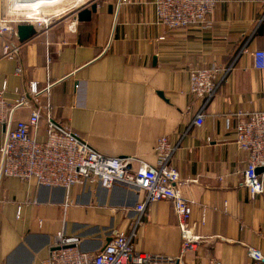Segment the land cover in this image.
<instances>
[{"label":"crops","instance_id":"0c3cea01","mask_svg":"<svg viewBox=\"0 0 264 264\" xmlns=\"http://www.w3.org/2000/svg\"><path fill=\"white\" fill-rule=\"evenodd\" d=\"M94 2L89 21H77L73 10L62 18L43 14L50 22L30 23L35 34L25 42L16 39V58L0 56L6 100L13 101L14 89L30 82L40 90L48 86L40 105H50L53 118L110 156L154 164L159 137L180 142L173 164L184 184L177 187L192 202V230L202 237L186 254L188 264H264V191L251 197L241 184L247 153L235 142L238 121L264 111V69L253 65L251 55L264 50V0H220L208 16L210 26L189 28L157 23L153 0ZM0 11L7 13L1 0ZM212 66L231 68L198 126L194 119L202 100L189 91V72ZM29 114L20 108L14 120ZM65 195L63 188L36 186L34 180H0V264H40L61 228L83 239L82 250L96 251L113 231L129 234L142 198L138 189L119 183L109 189L73 185L67 206ZM132 242L140 252H180L169 200L146 208ZM248 247L263 259L250 257Z\"/></svg>","mask_w":264,"mask_h":264},{"label":"built area","instance_id":"2783aa9c","mask_svg":"<svg viewBox=\"0 0 264 264\" xmlns=\"http://www.w3.org/2000/svg\"><path fill=\"white\" fill-rule=\"evenodd\" d=\"M127 1L119 0V3ZM219 1L153 0V6L157 23L169 28H189L197 24L210 26L208 16ZM49 22V19L31 22L13 18L0 11V56L10 59L18 56L17 24L44 26ZM251 55L253 65L264 69V50L256 49ZM230 68L221 71L213 66L199 67L189 72V91L202 100L194 124L203 123V108L214 97ZM16 72L22 73L20 65ZM5 90L6 82H3L0 88V180L13 177L27 183L34 180L36 186L63 188L65 206L72 203L68 192L73 185L93 184L109 189L119 183L142 192L141 200L134 207L137 215L129 234L115 230L110 240L98 250L85 251L81 248L83 239L79 235H68L61 228L53 235L40 264H188L186 254L195 249L202 237L192 230V202L185 199L177 187L184 184L173 164L180 142L172 144L166 136L159 137L153 147L154 164L131 156H110L92 148L70 126L53 118L50 105H40L39 95L47 91L48 86L40 90L37 82H30L27 86L17 87L14 89L17 97L13 101L6 100ZM20 108L29 109V117L14 120L15 112ZM40 134L41 139L38 138ZM235 142L247 153L241 184L253 197L264 191V172L256 173V168L264 167V111L248 112L238 121ZM159 200H169L177 218L181 237L177 255L140 252L133 246L136 225L141 222L146 208ZM20 212L21 205L18 204L17 218ZM38 223L41 224V220ZM247 254L258 261L263 259L260 252L251 247ZM211 264L220 262L212 260Z\"/></svg>","mask_w":264,"mask_h":264},{"label":"bare ground","instance_id":"6f19581e","mask_svg":"<svg viewBox=\"0 0 264 264\" xmlns=\"http://www.w3.org/2000/svg\"><path fill=\"white\" fill-rule=\"evenodd\" d=\"M67 0H7V13L17 16H24L32 20L37 19L36 15L46 14V9H51L50 14L56 16L63 12L64 2ZM83 0H76L77 4ZM70 3V2H69ZM49 14V15H50Z\"/></svg>","mask_w":264,"mask_h":264},{"label":"water","instance_id":"95a60500","mask_svg":"<svg viewBox=\"0 0 264 264\" xmlns=\"http://www.w3.org/2000/svg\"><path fill=\"white\" fill-rule=\"evenodd\" d=\"M97 10V3L91 2L88 6H83L75 11L76 13V19L79 22L89 21L91 18V14L96 12ZM16 33L18 37L19 42H25L30 37H32L35 34V29L32 24L30 23H20L16 26ZM159 95H162L161 92H159ZM264 170V167H258L256 168V173H260ZM110 238L107 239L109 241Z\"/></svg>","mask_w":264,"mask_h":264},{"label":"rangeland","instance_id":"374dc122","mask_svg":"<svg viewBox=\"0 0 264 264\" xmlns=\"http://www.w3.org/2000/svg\"><path fill=\"white\" fill-rule=\"evenodd\" d=\"M76 0H67L66 2H64V11L62 13H58V17H55V18H62V17H65L66 14H68V12L70 11H76L77 9L83 7V6H88L89 7V4L92 2V1H95V0H83L82 2H79L77 4H75ZM70 2V3H69ZM1 3L3 5V9L7 11V7L9 6L7 1L6 0H1ZM66 10H70V11H66ZM52 10L51 9H46V14H50ZM65 12V13H64ZM73 13V12H72ZM24 20H29V18L27 19V17H24V16H21ZM37 19L40 18L39 20H42L45 19V21H47L49 18L48 16L47 17H44L43 14H39V15H36ZM50 18H53L51 15L49 16ZM29 21L31 22H36L38 20H32L30 19Z\"/></svg>","mask_w":264,"mask_h":264}]
</instances>
